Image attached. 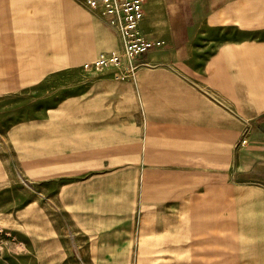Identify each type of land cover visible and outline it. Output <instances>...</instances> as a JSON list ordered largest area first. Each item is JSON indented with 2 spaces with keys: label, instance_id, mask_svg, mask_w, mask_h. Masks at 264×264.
Segmentation results:
<instances>
[{
  "label": "crops",
  "instance_id": "1",
  "mask_svg": "<svg viewBox=\"0 0 264 264\" xmlns=\"http://www.w3.org/2000/svg\"><path fill=\"white\" fill-rule=\"evenodd\" d=\"M50 1L0 0V40L17 37L1 24L44 18ZM63 1L56 0L60 15ZM143 11L142 33L162 43L135 63L183 68L193 78L199 55L206 91L193 94L187 84L182 94L172 82L180 88L169 94L170 85L155 82L158 90L136 95L102 89L88 96L94 107L82 130H74L66 159L81 167L79 180L91 194L99 182L120 184L107 195L106 215L114 221L105 224L112 232L107 245L134 248L121 264H264V0H143ZM90 21L96 40L87 58L120 49L116 32ZM4 45L0 96L32 85L11 58L15 43L9 51ZM193 136L204 150L195 156ZM194 157L205 160L196 169Z\"/></svg>",
  "mask_w": 264,
  "mask_h": 264
},
{
  "label": "rangeland",
  "instance_id": "2",
  "mask_svg": "<svg viewBox=\"0 0 264 264\" xmlns=\"http://www.w3.org/2000/svg\"><path fill=\"white\" fill-rule=\"evenodd\" d=\"M14 1L20 4L24 0ZM58 7L52 0L44 18L34 14L32 22L27 16L24 22L18 19L1 24V31L15 32L17 37L0 42L4 46L11 43L8 51L15 43L17 55L10 56L18 64L17 72H27L23 82L32 85L17 86L0 96V264H121V256L132 255L134 248L107 245L112 232L105 229V224L114 222L112 215H106L111 206L107 195L120 184L102 181L94 186L92 194L89 192L88 183L79 180L84 178V174L79 175L81 167H72L71 158L66 159L74 144L73 132L82 130L89 121L88 111L94 104L88 96L102 89L119 97L136 95L139 89L158 90L155 82H166L170 85L167 93L171 94L170 90L180 88L172 82H178L182 94L189 84L193 94L200 95L206 91L199 84L202 61L196 56L193 65L198 70L193 78L186 76L183 68H168L147 60L133 71L112 65L85 67L95 56L109 52L100 50L86 57L96 40L90 19L95 18L116 33L83 0H64L61 15L56 11ZM102 82L131 85L111 87ZM163 88L160 93L167 94ZM74 96L78 99L73 100ZM232 108L227 105L225 109L232 113ZM193 137L195 156L204 150ZM230 151L232 147L226 155ZM204 161L194 157V169ZM57 164L61 165L58 175L53 174ZM42 170H48V174H42Z\"/></svg>",
  "mask_w": 264,
  "mask_h": 264
},
{
  "label": "built area",
  "instance_id": "3",
  "mask_svg": "<svg viewBox=\"0 0 264 264\" xmlns=\"http://www.w3.org/2000/svg\"><path fill=\"white\" fill-rule=\"evenodd\" d=\"M89 8L97 10L121 40L119 50L99 54L84 66L96 68L112 65L124 71H133L141 63H135L140 55L161 44L160 40L147 38L141 31L143 0H86Z\"/></svg>",
  "mask_w": 264,
  "mask_h": 264
}]
</instances>
